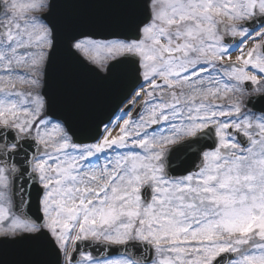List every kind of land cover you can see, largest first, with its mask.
Segmentation results:
<instances>
[{
	"label": "rangeland",
	"instance_id": "374dc122",
	"mask_svg": "<svg viewBox=\"0 0 264 264\" xmlns=\"http://www.w3.org/2000/svg\"><path fill=\"white\" fill-rule=\"evenodd\" d=\"M2 1L5 11L0 16V125L13 127L21 134L33 133L46 149L35 163L45 190L41 200L44 228L65 252V264L78 236L114 242L131 237L156 240L152 264H211L223 252L237 253L232 264H264V240L260 241L264 238V116L243 107V70L220 72L224 76L221 84L213 76L212 82L219 88L193 81L194 91L202 90L200 96L191 94L193 101L202 103L205 96L220 95L223 114H204L201 110L206 108L201 106L196 112L190 107L192 111L176 109L177 114H158L160 119L156 114H140L136 119L122 114L116 123L121 125L116 139L106 142V135L98 146L75 147L63 127L44 115L39 96L41 69L49 45V32L40 16L48 0ZM252 1L218 0V5L230 12L232 16L227 17L239 21L245 17L242 10L254 5ZM191 3L193 27L198 30L207 25L211 30L212 20L197 11L199 0ZM159 21L149 30H157ZM170 22L166 20L161 25ZM76 47L100 67L112 56L135 51L133 45L91 40L80 41ZM255 65L263 69L264 57L257 56ZM179 71L176 68L167 72L171 82L177 78L175 84L181 83ZM257 89L264 92V83ZM156 97L154 106L165 110L163 102L169 100L173 106L171 99L164 101L161 95L152 98ZM176 102L188 107L179 97ZM153 124L162 126L150 129ZM208 125L215 126L218 144L203 154L200 171L167 179L162 167L167 149ZM230 125L250 140L246 148L227 134ZM7 173L0 167V236L33 232L35 226L12 212ZM144 186L153 192L149 202L140 197ZM241 210L246 212V218L237 216ZM107 215L110 218L104 219ZM223 218L231 223L222 224ZM162 241L169 247H164ZM175 243L177 248H173ZM85 260L88 264H128L123 258Z\"/></svg>",
	"mask_w": 264,
	"mask_h": 264
},
{
	"label": "water",
	"instance_id": "95a60500",
	"mask_svg": "<svg viewBox=\"0 0 264 264\" xmlns=\"http://www.w3.org/2000/svg\"><path fill=\"white\" fill-rule=\"evenodd\" d=\"M149 3L150 0L50 1L49 11L43 17L52 31V48L44 70L42 96L46 115L63 123L73 143L96 141L101 127L111 120L140 81L135 57L124 56L111 62L102 72L73 50V42L85 36L139 39L141 27L150 18ZM248 105L264 113V96L252 98ZM10 143L16 150L5 149ZM215 145L213 128H209L197 138L173 147L164 164L166 175L175 178L196 171L197 164L202 163L201 154ZM0 147V163L12 168L14 210L40 225L38 202L42 190L31 171V160L41 148L30 135L19 138L13 130L5 129L0 130ZM143 197L148 200L149 194L145 192ZM81 244L79 242L73 259L81 251L88 250L101 256L98 251ZM119 253H131L130 244L119 250L110 247L106 252ZM221 263L222 257L214 264ZM0 264H60V254L48 234L40 231L33 236L0 240Z\"/></svg>",
	"mask_w": 264,
	"mask_h": 264
},
{
	"label": "flooded vegetation",
	"instance_id": "af4514ba",
	"mask_svg": "<svg viewBox=\"0 0 264 264\" xmlns=\"http://www.w3.org/2000/svg\"><path fill=\"white\" fill-rule=\"evenodd\" d=\"M254 12H257V10ZM182 25L183 28L180 29L172 26L171 28L168 27L167 29L159 32L158 35L165 40V46L168 47L167 54H163L161 47L156 44L150 47L149 40L145 39V48H142L141 57L145 63H147L149 69H151L154 58L156 57L155 53H153L150 48L159 51L157 57H159V59L163 62H166L167 59H170V61L185 62L187 70H190L192 66L196 68L201 67L208 61L211 64H217L215 59L207 58V52L210 50L209 47L213 46V43L222 41L224 26L220 24L212 31L201 30L196 32L193 36L191 32L186 31L189 30L191 23L189 21H185ZM164 65H166V63H164ZM144 96L145 93L143 97Z\"/></svg>",
	"mask_w": 264,
	"mask_h": 264
},
{
	"label": "bare ground",
	"instance_id": "6f19581e",
	"mask_svg": "<svg viewBox=\"0 0 264 264\" xmlns=\"http://www.w3.org/2000/svg\"><path fill=\"white\" fill-rule=\"evenodd\" d=\"M117 130H118V126H116L109 134V136L107 137V140L111 139V138H115L116 134H117Z\"/></svg>",
	"mask_w": 264,
	"mask_h": 264
}]
</instances>
